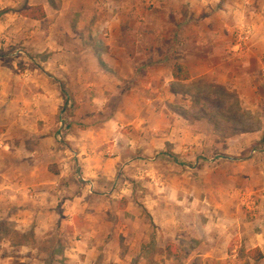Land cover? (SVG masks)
Here are the masks:
<instances>
[{"label": "crops", "instance_id": "1", "mask_svg": "<svg viewBox=\"0 0 264 264\" xmlns=\"http://www.w3.org/2000/svg\"><path fill=\"white\" fill-rule=\"evenodd\" d=\"M148 1L154 4L152 10L143 8L149 6L148 2L137 8L124 4L116 13L115 7L107 9L105 0H94L95 12L77 7L81 0H62L58 9L54 7V0H0V50H8L19 42L28 53L35 54L20 56L19 50L7 56L12 62L0 54V142L9 143L13 149V143H37L32 150H25L33 158L28 164L27 184L24 178L8 173L9 167L0 158L2 216L22 224L50 219L58 222L93 219L94 203L99 193L88 191L89 186L84 183L88 180L95 182L94 178L103 176L104 169L94 167L96 156H93L92 148L97 145L99 134L108 127L121 126L115 119L100 124L96 119L94 121L93 115H98L102 107L113 100L124 103L121 106L123 113L116 114L126 116L124 124L145 134L135 151L137 153L138 148L148 143L150 115L161 121V132L155 136L153 149L157 155L164 153L165 142L174 146L175 157L181 155L183 144L194 139L197 124L212 130L214 124L210 120L193 122L177 110L179 107L193 108L195 90L201 87L208 95L218 87L235 96L240 110H259L261 125L264 126V53L254 49L249 54H238L239 43L233 42L227 33L237 32V28L230 30L232 18L240 9H247L245 2ZM25 5L28 8L43 6L47 17L41 21L24 18L22 9ZM93 16L99 18L96 23ZM132 16L135 19L143 16V22L132 20L129 23L127 19ZM29 23L33 26L29 27ZM57 24V28L65 31H70L72 24L76 26L80 33L79 44L75 45L80 46L78 50L69 49L66 42L52 39L50 31ZM89 27L95 32L93 38L98 37L101 31L106 32L109 38L91 39L90 46L85 48L81 37ZM41 33L45 34L43 41L37 40ZM99 45L103 46L104 53L98 49ZM257 47L261 49V44L258 43ZM41 50L45 54L42 59L38 58ZM71 51H74V57ZM177 64L188 68L191 80L179 82L174 79L173 69ZM9 73L18 79L14 83L16 87L11 84ZM58 76L60 83L53 85L51 81H57ZM63 81L67 82L70 96L74 95L76 119L83 121V113L89 110L93 118L86 131L67 135L71 142L67 145L69 153H66L69 155L62 159L64 153L59 148L56 130L58 117L65 107L61 90ZM9 92L15 97L10 107L16 112L11 117L2 108L4 96ZM132 103L139 104V111H132ZM224 108L228 109L227 105ZM164 119L169 121L171 128L167 134L163 133ZM73 127L78 128L74 123L69 130L74 131ZM134 133L127 137L130 149L122 155H131ZM254 134L259 139L263 132L257 130ZM120 136L124 137L121 132ZM120 136H117L118 140ZM142 152L145 156L147 148ZM0 155H5V151L0 150ZM41 157L57 158L59 163L56 172L50 170V165L43 168L45 179L36 167ZM31 192H35L36 199L30 198L28 194Z\"/></svg>", "mask_w": 264, "mask_h": 264}, {"label": "rangeland", "instance_id": "2", "mask_svg": "<svg viewBox=\"0 0 264 264\" xmlns=\"http://www.w3.org/2000/svg\"><path fill=\"white\" fill-rule=\"evenodd\" d=\"M61 1L54 0V7L58 9ZM105 1L107 9L115 7L116 13L124 4L137 8L149 2V6L143 8H154L148 0ZM241 1L247 9H240L235 14L230 29L237 28V32L227 33L233 42L239 43L238 54H249L254 49L264 53V0ZM94 5V0H81L77 7L95 12ZM27 8L25 5L22 12ZM142 18L132 16L127 20L139 22ZM93 20L96 23L98 16H93ZM32 26L29 23V27ZM57 26L50 31L52 39L66 42L69 49L78 50L80 46L75 45L79 44L80 33L76 26L72 24L70 31ZM92 34L95 32L91 27L84 30L81 38L85 48L90 46L91 39L109 38L104 31L98 37L93 38ZM44 36L41 33L37 40L43 41ZM245 37L249 39L244 41ZM258 43L261 49L257 47ZM98 49L104 53L103 46L99 45ZM17 52L20 56L35 55L28 53L19 42L8 50H0L1 57L9 62L12 60L7 56ZM73 53L71 51L74 57ZM44 55L41 50L38 58L42 59ZM8 76L16 87L14 83L18 79L13 77L14 74ZM60 79L58 76L57 81L51 82L59 84ZM202 88L195 90L193 108L179 107L177 110L193 122L210 120L214 124V133H210L209 127L197 124L194 139L186 140L178 157L173 154L174 146L170 143L165 142L163 154L157 155L153 150L155 136L161 132V121L154 116H148L151 122L150 135L146 138L148 143L138 148L137 153L145 134L124 124L127 121L125 115H116L123 113L121 106L124 103L117 99L103 106L98 115H93L94 121L103 124L115 119L121 126L108 127L99 134L97 145L92 148L93 156H96L94 167L104 169L103 176L94 178V184L91 180L84 183L89 186L88 191L99 193L93 219L60 222L50 219L22 224L0 214V264H264V258L257 260L259 252L251 254L260 249L264 255V126L261 125V112L240 110L235 96L226 94L223 89L217 87L208 95ZM12 96V92L6 94L2 104L9 117L16 112L10 107L15 98ZM71 96L74 102L73 93ZM132 107L133 112L139 111V104L132 103ZM75 110L72 106L70 116L63 112L57 120V139L64 153L62 159L69 155L67 145L71 142L67 135L71 132L80 134L79 130L86 131L91 126V110L83 113V121L76 119ZM69 123H75L78 128L69 130ZM168 124L166 119L162 121L165 134L171 129ZM257 130L263 132L259 139L254 134ZM133 131L132 156L122 155L130 149L127 137ZM117 136H120L119 140ZM8 144L0 142V150L5 151V155H0L1 161L9 167L8 173L24 178L27 184L28 164L33 158L25 150H32L37 143H13L14 149ZM145 148L148 152L142 156ZM56 159H38L36 167L42 178L45 179L43 168L47 165L52 172L59 167ZM28 195L36 199L35 192ZM171 245L177 249L170 248Z\"/></svg>", "mask_w": 264, "mask_h": 264}, {"label": "trees", "instance_id": "3", "mask_svg": "<svg viewBox=\"0 0 264 264\" xmlns=\"http://www.w3.org/2000/svg\"><path fill=\"white\" fill-rule=\"evenodd\" d=\"M22 16L30 20L41 21L47 17V14L43 6H38V7H33V8H27L25 11L22 12ZM173 76H174V79L179 82H187L191 80V74L188 68L181 64H177L174 67ZM61 90H62V95L65 101V107L63 108L62 111H64V115L70 116L71 108L72 106H75V104L73 100L71 99V96L68 94V91H67L68 88H67L66 81L61 82ZM170 248L174 250L177 249V247L173 245H171ZM255 252L260 253V257H258L257 260H261L264 258V255L262 254L260 249H256L252 251L251 254H254Z\"/></svg>", "mask_w": 264, "mask_h": 264}, {"label": "built area", "instance_id": "4", "mask_svg": "<svg viewBox=\"0 0 264 264\" xmlns=\"http://www.w3.org/2000/svg\"><path fill=\"white\" fill-rule=\"evenodd\" d=\"M249 38L248 37H245V38H243V40L245 41V40H248ZM63 125V124H62Z\"/></svg>", "mask_w": 264, "mask_h": 264}]
</instances>
